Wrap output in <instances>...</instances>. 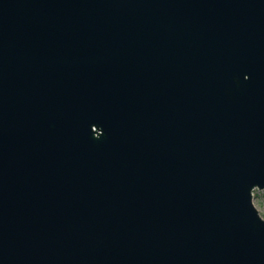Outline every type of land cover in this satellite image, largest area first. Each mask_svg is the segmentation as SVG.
Here are the masks:
<instances>
[{
    "label": "water",
    "instance_id": "95a60500",
    "mask_svg": "<svg viewBox=\"0 0 264 264\" xmlns=\"http://www.w3.org/2000/svg\"><path fill=\"white\" fill-rule=\"evenodd\" d=\"M264 0H0V264H264Z\"/></svg>",
    "mask_w": 264,
    "mask_h": 264
},
{
    "label": "rangeland",
    "instance_id": "374dc122",
    "mask_svg": "<svg viewBox=\"0 0 264 264\" xmlns=\"http://www.w3.org/2000/svg\"><path fill=\"white\" fill-rule=\"evenodd\" d=\"M254 202L259 210H264V190H254Z\"/></svg>",
    "mask_w": 264,
    "mask_h": 264
}]
</instances>
